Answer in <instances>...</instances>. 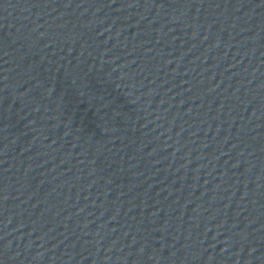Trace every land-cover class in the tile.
<instances>
[{"label":"water","instance_id":"water-1","mask_svg":"<svg viewBox=\"0 0 264 264\" xmlns=\"http://www.w3.org/2000/svg\"><path fill=\"white\" fill-rule=\"evenodd\" d=\"M0 264H264V0H0Z\"/></svg>","mask_w":264,"mask_h":264}]
</instances>
